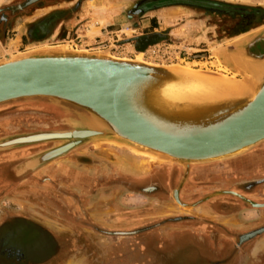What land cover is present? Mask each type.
<instances>
[{
	"label": "rangeland",
	"instance_id": "obj_1",
	"mask_svg": "<svg viewBox=\"0 0 264 264\" xmlns=\"http://www.w3.org/2000/svg\"><path fill=\"white\" fill-rule=\"evenodd\" d=\"M116 1L118 0H57L55 5L46 4L44 6V3H41L42 6L31 5L19 9V6L26 3L27 0H0V10H2L0 14V59L43 46L66 45L69 48L91 51L113 47L110 54L114 57L137 60L136 57L140 55L143 62L168 66V68L173 67L171 69H183L182 65H188L191 66L192 72L198 70L230 79L236 76L226 68L227 75L223 76V74L214 72L223 66L212 56L213 50L249 29H253L258 23L264 22V0H228L242 5H236V3L225 5L223 13L188 11L189 6L204 3L202 0H119V4ZM120 1L124 3L135 1L137 4H134V9L130 11L131 7L129 6L132 5L125 4L123 7ZM177 3L187 4L184 5L186 6L185 10L178 8L174 10L177 12L174 14L175 17L169 15L173 14L169 13L172 10L171 7L163 9L159 14H163L162 16L166 14L167 17L173 18L169 25L170 29L146 36L138 35L142 33V30L138 28L137 23L144 19L139 16L140 10L167 7ZM184 6H181L183 7L181 9H184ZM98 7H104L101 14L105 12L104 15L100 14L102 18L106 19L101 25L97 23L96 18L99 14L93 15L95 11H98L96 10ZM14 8H17L16 11H13ZM57 8L66 11L60 14L52 13L45 17L48 12ZM44 10L46 11L44 12ZM253 10H260L258 21L252 18ZM5 11L6 13H4ZM3 15L6 21L1 19ZM60 18L63 20H59ZM108 20L112 22L111 25L106 23ZM90 25L97 29V34L89 33ZM161 26L164 27L163 24ZM172 29H176L175 37L169 34V30L172 31ZM36 30L43 40L40 42L28 40L29 35L36 33ZM140 38H146L149 45L138 51L137 45L141 46ZM75 111L81 112L75 107L54 104L44 99L17 100L0 104V141L38 132L70 131L73 129L71 121L77 118ZM59 144L58 141L42 142L0 152V221L4 216L14 214L31 216L39 218L45 225L51 226L59 236L69 233L71 239H74L75 236L72 235L71 229L64 233L68 230L67 225L65 226L62 221V215L56 210L54 212L53 209L66 210L68 207L77 215L85 216L86 223L96 226L102 234L91 236L89 235L90 231L86 228L84 236L86 244H91L96 252H82L81 254L70 252L68 260L71 264H78L77 260L80 259L84 260L85 264H99V261L100 264H115L109 263L111 248L127 238L105 236L106 232L129 231L136 235L140 233L141 226L146 224L144 223L146 219L142 216L144 217L147 213H151L155 218L154 221L150 220L151 224L164 223L163 217L158 218V216H162V213L157 212L163 205H160L155 199L147 201L146 195L149 192L145 188L149 182L144 179L154 175L159 169L165 171L166 168L167 170L175 168L177 172L180 171L182 176L178 180L177 186L183 181L182 187L189 173L188 170L184 174L183 167L175 165H156L151 162L149 157L138 156L123 147L112 144L97 145L93 142L83 143L63 156L36 162L42 155ZM262 149H264V143L240 156L259 152ZM227 161L190 165L189 169L199 166H216ZM249 176L248 178H252L257 175L250 174ZM237 178L240 180L239 176ZM255 178L264 180L262 175ZM200 181L206 180L200 178ZM126 182L132 183V187L128 190L124 187ZM222 184H210L207 188L196 190L193 193L195 195L191 198L194 200L204 192H213L196 203L207 199L211 200L209 205L215 203V208L219 211H222V201L229 206L227 210H223V213L215 212L212 216L203 220L198 219L196 222L198 227L208 226L202 232L214 235V240H212L215 251L220 248L223 242L226 244L225 248L229 246V249L225 250V255L215 252L214 256L209 257V263L264 264V235L251 238L243 248L238 249L239 251L233 250L238 234L264 225V218L261 220L257 217L248 219L242 217V212L247 210L259 212L256 207L251 206L255 203L248 198L264 201V183L255 184L258 186H253L251 188L253 190L247 194L243 193L246 190L240 189L245 196L241 197L248 202L238 196V198H228L226 194L230 193H222L229 192ZM174 191L176 189L169 191L167 197L173 200L170 202L178 203L173 197ZM259 191L262 192V196L258 197L255 194H258ZM217 192H221V194L212 196ZM67 197L80 198L82 204L79 206L69 205V201L65 199ZM52 202L55 206L52 205ZM242 205L250 207V209L239 210V212L233 210L235 206L241 207ZM79 207L81 211L78 209ZM170 211V214L165 216L174 218L175 214L177 215L179 212L174 208ZM260 214L259 212L258 215ZM227 216L230 217L229 220H224L222 223L221 218ZM169 220L173 221L174 219ZM202 232L199 231V234ZM181 252L183 258L189 259L186 250ZM171 259L168 261L170 262ZM227 259L228 261L223 263ZM199 261L200 258L193 264H200ZM177 264H181V261H177Z\"/></svg>",
	"mask_w": 264,
	"mask_h": 264
},
{
	"label": "water",
	"instance_id": "obj_2",
	"mask_svg": "<svg viewBox=\"0 0 264 264\" xmlns=\"http://www.w3.org/2000/svg\"><path fill=\"white\" fill-rule=\"evenodd\" d=\"M112 49L54 45L0 59V104L44 99L81 111H75L72 130L10 137L0 141V152L60 142L39 163L86 142L112 144L152 156L156 165L183 167L186 174L190 165L229 160L264 143V28L212 52L221 66L235 74L230 79L238 86L235 92L199 77L169 72L168 66L114 57ZM145 80L152 83L142 87ZM136 84L140 88L134 89ZM134 142L150 150H140ZM222 193L247 201L233 192Z\"/></svg>",
	"mask_w": 264,
	"mask_h": 264
},
{
	"label": "flooded vegetation",
	"instance_id": "obj_3",
	"mask_svg": "<svg viewBox=\"0 0 264 264\" xmlns=\"http://www.w3.org/2000/svg\"><path fill=\"white\" fill-rule=\"evenodd\" d=\"M56 1L57 0H27L26 3L21 4L19 6L20 7L19 9H24L31 5H41V3L42 4L44 3L43 4L44 6L46 4L55 5ZM39 8H44V7H39ZM212 8L224 10L225 7L212 5ZM15 9L17 8H14L13 11H16ZM64 11L66 10L57 8L56 10L54 9L48 12L45 15V17H47L52 13L53 14L64 13ZM259 11L260 10H253L252 12V18L257 21L259 19V15H258ZM1 12L2 10H0V14ZM4 13H6V11ZM1 19L6 21L4 15L1 17ZM59 20H63V19L60 18ZM37 30L36 33L34 32L31 35H29L28 40H31L32 42H40L41 40H43ZM24 37L26 38L27 36ZM261 153H262V161L260 165L259 156ZM213 166L214 165H208V166H199V167L190 168L187 180L178 190H177L178 188L177 185L179 183L178 180L181 179L182 176L180 171L177 172L175 168H172L170 170H167L166 168L165 171L159 169L157 172L154 173V175L147 176L144 179L149 182L148 186L145 188V190L149 192L146 195L147 201L151 199L152 200L155 199L159 202L160 205H163L161 208L157 210V212L162 213V216H158V218L163 217L162 219L163 220L165 219L164 223H157L158 225L151 224L150 220H153L155 218L152 217L151 213L149 214L147 213L144 217L142 216V218L146 219V221L144 222L146 224L141 226L140 233H137L136 235L133 234L134 232H129V231L106 232L105 236H109V237L120 236L127 238L121 243L115 244L111 248L109 263H115L116 260L119 263H121L123 260H128L130 264H148L149 262L152 264H157V263L159 264V262L161 263V260L159 261L155 258L154 260H151L150 258H148L147 261L143 260L149 255L148 250L150 247L148 246L147 243L149 240L147 234L151 229H157L159 226H173V224L178 227L186 226L185 223L188 221L192 223L194 222L196 225L198 224L196 223L198 219L203 220L205 218H208L212 216V214H214L215 212L223 213L224 212L223 210H227V208L229 207L224 201H222L221 202L222 211H219L218 209L215 208L214 205L215 203L212 204L211 206L209 205V201L211 200L208 199L200 203H196L198 200L206 198L209 194H212L213 192H204L203 194H201L200 197L192 200L191 198L195 195L193 194L194 191L196 190L200 191V189L202 188H207L209 187L208 185L210 184L215 185V184L223 183L222 186L225 189H227V191L245 197L240 191V189L246 190L243 191V193L247 194L253 190L251 189L253 188V186L256 187L260 185L259 183H264V180H262L261 178H255L256 176L252 178H245L238 180L237 178L238 176L236 173L230 174L229 172H227V168H236V169L264 168V149L249 155L240 156L239 158H235L233 160H228L227 162H224L222 164H217L214 167ZM200 178L205 179L206 181L204 182L200 181ZM217 181H221V182L218 183ZM124 187L128 190V188L132 187V183L128 184V182H126V185H124ZM175 189L177 190L178 203L170 202L173 200L167 197L169 191H173ZM255 195H258V197L262 196V192L259 191L258 194L256 193ZM226 196L228 198L229 197L238 198L233 194H226ZM65 199L69 201V205L72 204L73 206L74 205L79 206L80 204H82V200L80 198L67 197ZM248 200L253 201V203L257 205L256 208L261 213L260 217L258 218L262 220V218H264L262 217L264 216V201H255L249 198ZM238 201L242 203L241 200ZM52 205L55 206L54 203ZM230 205L232 206V204ZM173 208L178 209L179 211L177 212L178 214L177 215L175 214L174 218H169L170 216H165L170 214L171 212L170 210ZM78 209L80 210V207ZM245 209H250V207H245L244 205H242L241 207L235 206L233 210L235 212H239V210H245ZM53 210L54 212L56 210L60 215H62V221L65 223V226L67 225L68 230L65 231L64 233H67L71 229V233L73 236H75V238L71 239L69 233L62 234L59 236L56 230H54L51 226L49 227L48 225H45L43 222L40 221L39 218L18 215V214H14L11 216H4L0 221V264H65V263L71 264V262H69L68 260V256L70 252H76L77 254H81L82 252H91V253L96 252V249L92 247L91 244L90 245L89 243L86 244L84 237L86 234L85 231L86 228H88V230L90 231L89 235L91 236L95 237L96 235H101L102 232L98 230L96 226H92V224H87L85 216L81 217L77 215L75 212L70 211L71 209L68 207L66 210L58 209V208L57 209L54 208ZM169 219H174V220L170 221ZM196 228H198L199 230L201 229L205 230L208 228V226L198 227V225H196ZM251 233H259L252 238L264 235V225H260L256 228H253L248 232H243L241 234H238L237 238H235L236 244H234L233 250L239 251L238 249L243 248V246L247 244L248 241L251 239L248 237V235H250ZM199 241H201L200 237L198 240L199 244L197 248L199 251L200 250L203 251V255L200 254L198 255V258H200L199 262L200 264H210L209 257H212L214 255L212 252L209 251V249L208 251H205L203 249L204 247H202L203 244ZM158 242H159V237L155 236L153 238L154 246H157ZM156 248L159 249L160 246L152 247V249L158 251ZM226 248L229 249V246L228 247L226 246ZM215 252H217V250ZM218 253H222L223 255H225L226 251L218 250ZM156 258L160 259V255L158 253L156 254ZM227 261L228 259L224 260L223 263H226ZM77 262L78 264H85L84 260L81 259L77 260ZM162 263H164V261H162ZM181 264H185V261L183 260Z\"/></svg>",
	"mask_w": 264,
	"mask_h": 264
},
{
	"label": "crops",
	"instance_id": "obj_4",
	"mask_svg": "<svg viewBox=\"0 0 264 264\" xmlns=\"http://www.w3.org/2000/svg\"><path fill=\"white\" fill-rule=\"evenodd\" d=\"M204 3H198V5H194V6H189L188 7V11H194V12H199V11H206V12H215V13H223V9H214L212 8V5H217V6H225V5H233L236 3V5H242L241 3H237V2H233V1H228V0H216L217 2H213V0H202ZM207 1H209V3H207ZM117 3L119 2L116 1ZM121 4H123V7H125V4L127 5H132L129 6L131 8H129V10H133L135 6H133L135 3V1H130L128 2H121ZM119 4V3H118ZM181 3H177V4H170L167 7H153V8H145L139 11V16L143 17L144 19L141 20V22H138V28L142 30V33L138 34L140 35H151L154 34L155 32L161 33L162 30H166V29H170L171 26H169L171 24L172 21V17H167L168 21L167 24H164L162 22V14H160V11H162L163 9H166L168 7H171L170 10L171 12L169 13H173V14H169L170 16L175 17V13H177L176 11H174L176 8H178L179 10H185L186 9V4L182 3V5H178ZM178 5V6H177ZM246 5V4H243ZM184 6L185 9H181L180 7ZM174 7V8H172ZM165 14V13H164ZM142 15V16H141ZM106 23H110L109 25H111L112 22H110L109 20ZM161 24L164 25V27L161 26ZM136 28V27H135ZM264 28V22L262 23H258L257 26H255L253 29H249L247 32L242 33L239 36H242L246 33H250L253 31H256L258 29ZM176 29H172V31L169 30V34L173 35L175 37V32ZM102 33V32H100ZM96 37V36H95ZM259 160H260V165H261V161H262V153L259 156ZM227 172H229L230 174L232 173H236L240 179H245L250 177V174H256L257 176H264V168H227ZM256 176V177H257ZM244 177V178H241ZM259 212L257 211H251V210H247L245 212H242V217L244 219H248V218H253V217H260V215H258ZM264 217V216H262ZM230 217H222V223L224 220H229ZM186 226H175L173 224V226H159L157 229H151L148 232V236L149 240H148V246L150 247L148 252L149 255L144 258L143 260H148V258H150L151 260L157 259V260H161V263L159 262V264H168V263H172V264H177V261H185L186 264H190L193 262H197L198 261V255H203V251L202 250H198V240L199 237L201 238V242L203 244L202 247H204L203 249L205 251H209L213 253H215V249L213 247V240H214V235L212 236V234H206L205 232H202V230L204 231V229L199 230L198 228H196L195 223L193 222H186L185 223ZM194 225V226H193ZM228 225V224H226ZM199 231H201L202 233L199 234ZM184 233V234H183ZM155 236L159 237V242L157 243V246H154L153 244V238ZM198 239V240H197ZM213 239V240H212ZM203 240V241H202ZM225 242H223V244L220 246V248H217V252L218 250L221 251H225ZM160 246V248H156L158 251H156L155 249H152V247H158ZM224 246V247H223ZM187 251L189 254V259H185L182 256V252L181 251ZM160 255V259L156 258V254ZM170 255V256H168ZM174 255V256H173ZM172 258V259H171ZM171 259V261L169 262L168 260ZM150 260V261H151ZM163 260L164 263H162ZM115 264H130V262H128V260H123L121 263H119L117 260L115 262ZM148 264H152V263H148ZM158 264V263H157Z\"/></svg>",
	"mask_w": 264,
	"mask_h": 264
},
{
	"label": "bare ground",
	"instance_id": "obj_5",
	"mask_svg": "<svg viewBox=\"0 0 264 264\" xmlns=\"http://www.w3.org/2000/svg\"><path fill=\"white\" fill-rule=\"evenodd\" d=\"M97 8V7H96ZM180 8H183V7H180ZM185 9V8H184ZM96 10H98V11H95L94 12V14L93 15H96V14H99V15H97L98 17H96L97 18V23H99V25H101L102 23H103V20L105 21L106 19L105 18H102L101 17V15H104V13L103 14H101L102 12H103V10H104V7L102 8V7H98V9H96ZM46 10H44V12H45ZM106 11V10H105ZM40 13V12H39ZM42 13H43V10H42ZM96 13V14H95ZM165 13V12H164ZM101 14V15H100ZM163 15V14H162ZM161 15V16H162ZM106 16V15H105ZM168 18H167V16H166V14H165V16H162V22L164 23V24H166L167 23V21L169 20H167ZM93 23H95L96 24V22H93ZM94 24V25H95ZM91 26V28H89V29H91L90 30V34H92V35H94V34H97L98 33V31H97V29H94V27L92 28V25H90ZM247 34V33H246ZM111 55V54H110ZM8 58H11V57H7V58H5V59H3V60H7ZM137 58V60H140L141 61V57H140V55L139 56H137L136 57ZM136 60V59H135ZM178 66V65H177ZM181 65H179L178 67H180ZM171 68H173V67H171ZM171 68H169V72H172V73H179V74H186V75H188V76H191V77H199V78H201V79H203L202 81L204 82V81H208L209 83H211V84H213V85H215V86H220L221 87V89H227L229 92H235V91H237L238 90V86L234 83V81H232V80H230L231 78H233V77H231L230 79L229 78H224V77H222V76H218L217 74L215 75V74H209V73H205V72H199L198 70L197 71H194V72H192L193 70H192V68H191V66H188V65H182L181 66V68H183V69H179V68H176V69H171ZM215 73H220V74H223V76L224 75H227L228 74V71L225 69V68H223V67H220V68H218L216 71H214ZM200 75H203L202 77L200 76ZM199 78H197V79H199ZM200 79V80H201ZM152 82L151 81H143L140 85L142 86V87H144V86H148V85H150ZM132 86H133V83L130 85L129 84V88L128 89H130V88H132ZM138 86H137V84H136V86H135V88L134 89H136ZM138 88H140V86L138 87ZM134 144H136L137 146H139V147H137V148H139L140 150H143V151H146V149H148V150H150L149 148H147L145 145H142V144H140V143H137V142H134ZM138 156H141V157H149L150 159H151V162L153 163V161H154V157H152V156H149V155H139V154H137Z\"/></svg>",
	"mask_w": 264,
	"mask_h": 264
},
{
	"label": "trees",
	"instance_id": "obj_6",
	"mask_svg": "<svg viewBox=\"0 0 264 264\" xmlns=\"http://www.w3.org/2000/svg\"><path fill=\"white\" fill-rule=\"evenodd\" d=\"M140 43H141V46L137 45V50L140 51V49H142L143 47L149 45L146 40V38H140Z\"/></svg>",
	"mask_w": 264,
	"mask_h": 264
},
{
	"label": "built area",
	"instance_id": "obj_7",
	"mask_svg": "<svg viewBox=\"0 0 264 264\" xmlns=\"http://www.w3.org/2000/svg\"><path fill=\"white\" fill-rule=\"evenodd\" d=\"M152 52L154 53L155 51L153 50Z\"/></svg>",
	"mask_w": 264,
	"mask_h": 264
}]
</instances>
